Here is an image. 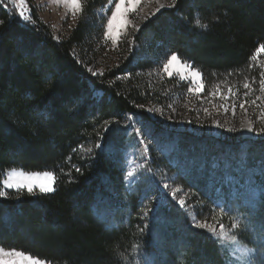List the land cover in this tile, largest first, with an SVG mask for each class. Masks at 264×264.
<instances>
[{"label":"trees","instance_id":"obj_1","mask_svg":"<svg viewBox=\"0 0 264 264\" xmlns=\"http://www.w3.org/2000/svg\"><path fill=\"white\" fill-rule=\"evenodd\" d=\"M82 5L76 26L57 39L32 3L24 21L12 0H0V182L12 169L56 177L51 193L6 190L0 247L50 264H126L119 253L130 256L139 244L141 264H224L225 250L192 227L180 208L163 206L153 214L149 195L126 184L119 124L125 114L149 119L146 107L167 108L174 96H188L187 81L151 77L155 64L145 53H176L201 71L208 93L231 87L242 95L248 81L260 94L264 70L254 59L264 44V0H177L121 41L114 66L95 76L86 61L107 49L108 0ZM260 143L264 150V139ZM256 159L264 156L249 163ZM179 182L206 201L214 198L205 195L197 173L180 175ZM231 198L224 199L226 209ZM249 204L250 214L244 206L238 210L252 230L236 235L253 247L264 239V199ZM209 206L196 218L207 221Z\"/></svg>","mask_w":264,"mask_h":264},{"label":"rangeland","instance_id":"obj_2","mask_svg":"<svg viewBox=\"0 0 264 264\" xmlns=\"http://www.w3.org/2000/svg\"><path fill=\"white\" fill-rule=\"evenodd\" d=\"M12 1L17 7L18 0ZM30 3L33 4L42 21L54 31V35L57 38L65 37L76 26L77 20L82 14L77 12L73 15L64 0H59V2L58 0H25L26 15H29L28 8ZM171 3V0H159V2L157 0H142L137 11L131 14L128 19L131 24L139 26L140 30L144 23L153 19L163 9L171 8L168 7ZM161 4L165 5V7L161 8ZM158 8L160 9L159 12L156 11ZM104 10L107 13V24V20L111 15V7L108 5ZM151 13H155V15H150ZM145 17H148V19H145ZM136 31L138 30L131 26L124 29L116 44L104 38L107 49L103 50V55L99 56L98 59L87 60L88 68H91L92 72L100 74L105 72L109 66H114L117 61V54L114 53V50L117 49L121 41L124 42L128 36ZM263 54L264 52L260 55ZM143 55L150 56L149 58L154 61L155 69L151 73V77H169L163 71V65L167 63L170 55L161 57L158 52L155 54L145 53ZM260 55H255L254 63L259 66L262 65L264 70V57L260 58ZM180 61L189 63L181 59ZM171 77L187 81L190 87L192 86L191 81L182 79L179 73L174 72ZM202 79L204 81L203 74ZM220 92L223 95H227L228 89L221 88ZM233 92L236 93V91ZM253 92L249 93V101L261 95V93ZM207 93L204 88L201 93L188 92V96H179L178 94L173 97L171 100L172 105L169 104L167 108H157L155 105L146 107L144 110L149 119L143 118L140 114H125L123 116L119 127H121L125 135V174L127 175L128 171L136 169L134 175L128 177L125 182L131 188L140 190L142 194L149 195L150 199L155 202L152 208L153 214L163 208V206L174 205L184 212L185 217L190 220L192 225L206 223L208 227H215L219 230V224H224L226 228L230 229L233 220L240 219L241 227L244 228L245 218L243 212H239V207L248 208L247 212L250 214L252 207L250 208L251 205L249 203L264 199V191L258 192L253 197L247 185V179L252 175V172L259 173L260 170L262 159H256V161L251 163L249 161L254 156H264V150L260 143V140L264 139V133L250 132L247 128L241 129V125H247L251 121L254 128L259 130L264 128V120L259 119L260 109L253 106L250 102L245 105L244 109L239 107V104L244 100L243 94L238 95L236 93L234 100L231 98L224 100L221 95L213 96V91L208 93L209 97H207ZM233 102L237 105L235 114H233L231 109ZM260 103L262 101H257V104ZM226 104L229 109L227 112L224 111ZM147 109L152 111L149 112ZM205 109H207V112L204 111ZM215 121H219L223 126H217ZM229 128L235 130L229 131ZM136 129L140 130L139 136L136 133ZM208 139L211 140L208 141ZM145 144L148 146L147 149L144 147ZM253 145L258 148L255 153L251 151ZM242 157H247V167L240 163ZM158 159L161 162L165 160L167 165H158ZM12 170L7 171L5 179H7ZM24 172L43 174L47 171ZM191 172L197 173L203 178L205 182L203 192L208 198L214 195L211 201H206L204 197H200L199 193H197L198 195L193 193L191 189L186 188L179 182L180 175H189ZM256 180L257 185L264 186V176L257 175ZM162 184H168V189L161 187L160 185ZM196 186L198 187L199 185ZM174 190L176 191L175 198L169 195ZM231 194V207L236 210L228 212L224 207V199ZM180 198L185 199L184 208H181L177 202ZM213 201H217V203H213ZM205 203L210 205L209 214L206 213L205 216L207 221H201L196 218V215L202 213L203 210L201 208ZM218 204L219 206H217ZM221 208H225L223 215L221 214ZM195 229L210 236L212 240H215L225 250L224 264H233L235 258L231 255V251L220 244L207 228ZM246 230L249 232L252 229L247 227ZM254 244L253 248L258 249V253L255 254L254 264H264V239H255ZM4 250L5 252L9 251L7 249Z\"/></svg>","mask_w":264,"mask_h":264},{"label":"snow or ice","instance_id":"obj_3","mask_svg":"<svg viewBox=\"0 0 264 264\" xmlns=\"http://www.w3.org/2000/svg\"><path fill=\"white\" fill-rule=\"evenodd\" d=\"M59 2V0H58ZM142 0H108V5L111 7V15L107 20L106 24V31L104 32L105 40L112 41L113 44H116L117 41L120 39L122 31L129 26L136 28L139 31V26L131 24L128 17L131 14H134L137 11L138 6L141 4ZM159 2V0H157ZM177 0H172L171 5L168 7H175ZM70 10L72 11L73 15L77 12H83V5L82 0H64ZM25 0H18L17 7L19 8V17L22 18L24 21H30L31 17L26 15V9L24 8ZM7 7V5H4ZM161 8H164L165 5L161 4ZM157 12L160 9H156ZM150 15H155V13H151ZM148 19V17H145ZM197 26L203 27L207 29L208 25L204 24L201 25L199 19L195 21ZM58 39V38H57ZM262 52H264V44L260 46L257 50L256 55L259 56ZM87 71L91 72L93 76L97 75L96 72H92L91 68H88ZM163 71L168 74L169 77L173 75L174 72L179 73L182 79L190 80L191 87H189L188 91L192 93H201L204 91L205 85L202 79V73L196 68H193L190 63H184L180 61L179 56L176 53H172L171 56L168 58L167 63L163 65ZM102 75V73H100ZM129 75H131L129 73ZM260 79H259V91L261 95L256 96L255 99H251L249 101V93L253 91L252 83L245 81L243 83V88L246 90L243 93L244 100L239 104V107L244 109L245 105L249 102L260 109V116L259 119L264 120V71L260 72ZM213 96L221 95V98L224 100L235 99L236 93L233 92L232 88H228L227 95H223L219 87L212 93ZM257 101H262V103L257 104ZM143 107V106H139ZM236 103L231 104V109L233 114L236 111ZM228 105L224 106V111L227 112ZM147 111L151 112V109H147ZM207 112V109L204 110ZM246 111V109H245ZM217 126L222 127L223 125L220 124L219 121H215ZM247 128L248 131L253 132L256 131L258 133H264V128L262 129H255L253 123L250 121L247 125H241V129ZM229 131H234L235 129L229 128ZM136 133L139 136L140 130L136 129ZM143 142V141H141ZM97 148L101 149V152H104V148L100 144L96 145ZM145 149H147V145H144ZM91 151V149H89ZM240 163L247 167V157H242ZM77 172H80V169H76ZM136 169H132L131 171L127 172L125 179L128 177H132L135 173ZM264 176V159L261 161L259 173L252 172V175L247 179V185L249 186V191L255 197L258 192L264 191V186L257 185L256 177ZM56 181V177L52 172H44L43 174L40 173H25L22 169L16 170L13 169L7 179L3 180L2 185L3 188H0V198H7L8 192L4 189H16L18 191L26 190L30 196L36 195V190L38 189L39 193H51L54 192L56 189L54 187ZM164 189H168V184L160 185ZM173 198L176 197V191H172L169 193ZM178 204L181 208L185 206V199L180 198ZM213 203H217V201H213ZM219 206V204L217 205ZM155 211V210H153ZM227 211H233L231 205L227 206ZM225 212V208H221V214L223 215ZM148 213H145L147 216ZM192 227L194 228H207L209 232H211L218 240V242L224 245L231 251V255L235 258L233 264H254L255 254L258 253L257 248L249 247L246 244H243L241 240L237 239V235L235 234L238 231L246 230L247 224L244 225V228L241 227V220L234 219L231 223V228H226L224 224H219V230L215 227H208L206 223H196L193 224ZM121 258L126 262V264H141V245L133 244L130 250V256L125 253H119ZM140 257V258H137ZM0 264H49V261L42 260L39 257H34L31 254H26L23 251H18L15 249H11L7 252L3 248H0Z\"/></svg>","mask_w":264,"mask_h":264}]
</instances>
